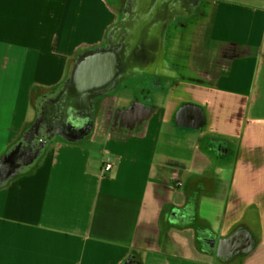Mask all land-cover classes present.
<instances>
[{
    "label": "crops",
    "instance_id": "0c3cea01",
    "mask_svg": "<svg viewBox=\"0 0 264 264\" xmlns=\"http://www.w3.org/2000/svg\"><path fill=\"white\" fill-rule=\"evenodd\" d=\"M125 1L0 0V157L30 132L39 101L76 54L102 44ZM202 2L201 14L169 39L166 56L179 64L173 85L101 96L93 132L53 134L32 164L0 183V264H172L169 253L147 247L154 221L144 207L155 175L177 177L156 164L159 142L194 131H202L198 147L204 135L237 140L239 160L214 174L185 171L184 204H163L159 218L194 227L196 251L208 262L186 264L221 261L203 247L198 228L226 235L241 224L256 238L242 264H264V0ZM186 102L195 106L180 119ZM107 158L113 167L105 171ZM185 206L184 220L174 218L172 210Z\"/></svg>",
    "mask_w": 264,
    "mask_h": 264
},
{
    "label": "water",
    "instance_id": "95a60500",
    "mask_svg": "<svg viewBox=\"0 0 264 264\" xmlns=\"http://www.w3.org/2000/svg\"><path fill=\"white\" fill-rule=\"evenodd\" d=\"M165 2H170L177 9L182 4L190 3V6H194L192 10L180 13L181 16H189L196 10L200 0H139L137 9L108 34L106 42L80 51L71 62L68 81L62 93L38 104L37 122L17 149V158L23 160V170L41 154L56 126L68 125L78 128L79 131L91 127L95 101L112 92L133 71L135 46L143 36L146 25L153 21L163 24L165 18H178H173L171 13L164 17L158 16L159 8ZM173 8L175 7L171 9ZM149 42L141 58L151 57L152 43ZM163 53L162 44L161 57ZM190 103L186 102L179 108L177 115L180 119L185 111L195 106ZM199 110L201 118L205 120L204 111L200 107ZM194 122L201 125L200 121ZM15 171L10 163H0V183L7 181ZM198 233L203 247L213 254V261L216 257L224 262L229 261L237 255L252 252L256 246L253 231L244 224L226 235H220L206 227L198 228Z\"/></svg>",
    "mask_w": 264,
    "mask_h": 264
},
{
    "label": "rangeland",
    "instance_id": "374dc122",
    "mask_svg": "<svg viewBox=\"0 0 264 264\" xmlns=\"http://www.w3.org/2000/svg\"><path fill=\"white\" fill-rule=\"evenodd\" d=\"M160 97H164L162 94ZM41 103V102H40ZM100 117V115H99ZM98 123L101 121L98 118ZM98 128V127H97ZM99 129V128H98ZM179 132V131H176ZM202 135V131H194L187 133H175L170 132L168 137H164L161 142H159V147L157 149L156 164L158 166H164L165 168H174L177 170V177L173 174L165 175L164 177H155L152 182V191L149 195L148 201L145 202L144 211L147 212V216L152 219L154 225L149 231L152 235L151 240L148 241L147 247L154 248L153 250H158L161 252L163 249L165 253H169V260L172 264L178 260H182V264L189 263L193 259H199L200 261L208 262V256L205 251L198 250L195 248V236L196 231L193 228H180L174 224L163 223L162 219L159 218L158 212L163 204H173L180 206L185 202L184 199V187L186 183V176L184 178L185 171H203L207 170L208 173H217L219 171L220 163L224 166L232 165L239 160V154L242 147L239 150V142L234 141L237 147L236 156L232 157L230 155L229 161L226 159L222 160L219 157L213 156L212 153L207 154V150L202 146L198 147V139ZM94 148L99 149L100 146L91 144ZM239 150V152H238ZM233 161V162H232ZM178 178V179H177ZM176 180L182 181V184L177 185ZM201 208V207H200ZM201 215L203 211L201 210ZM207 220L209 218H203ZM202 219H197V223L204 225ZM142 234V229L139 230ZM157 234H159V239L153 241ZM159 245V246H157ZM160 248V249H159ZM162 253V252H161ZM160 256V255H159ZM235 262V261H234ZM234 262L232 264H234ZM238 264L242 262L238 261ZM230 262H221L217 260L215 264H229Z\"/></svg>",
    "mask_w": 264,
    "mask_h": 264
},
{
    "label": "flooded vegetation",
    "instance_id": "af4514ba",
    "mask_svg": "<svg viewBox=\"0 0 264 264\" xmlns=\"http://www.w3.org/2000/svg\"><path fill=\"white\" fill-rule=\"evenodd\" d=\"M128 0L125 1L124 8L121 14V17L119 20L114 24L115 26L112 28L110 33L115 29V27L119 26V24L127 19L129 15L134 12L137 9L139 0ZM202 0H200V3L198 4L196 10L191 13L189 16H181V12H188L192 10L194 7L193 5L190 6V3H185L184 5L182 4L178 9L176 6H172L170 2H165L161 5L159 8L158 16L164 17L168 14H172L173 18H178L169 20L168 18H165L163 24L159 22H151L150 25H146L145 31L143 33V36L139 40V42L135 46V59L133 62V71L129 74H127L119 83V85L115 88V91L121 90V88L137 85L138 87L144 86L146 84H164V85H173L175 82L176 77H178L179 72V64L176 61L170 60L167 58L166 54L168 51V44H169V39L172 36V32L179 28H185L186 23H188L191 20H194L199 14L202 12ZM172 7H175L171 9ZM158 18V17H157ZM157 21V20H156ZM108 40V39H107ZM151 41L152 46H151V57L148 59L141 58L145 50L146 44ZM150 44V42L148 43ZM162 44L164 45V53L163 57H161L160 51ZM57 97V96H54ZM145 110L147 111L148 108L146 107ZM93 121L92 123L94 124L95 120V114H96V104L95 108L93 111ZM92 125V124H91ZM60 127L56 126L55 130ZM64 128L67 131H72L70 128H73L72 132H53L54 134L56 133H62V134H67V135H72V136H78L81 134H84L86 130L84 131H79L78 128L74 127H60ZM204 142H203V147L207 150V154L212 153L213 156L219 157L222 160L226 159L229 161L230 155L232 157L236 156L237 154V147L233 141H229L227 139L223 138H217L214 136H207L204 135ZM239 150H240V145ZM238 150V152H239ZM17 152H15L12 157L5 161V163L11 165V168L14 170L18 168L20 165H23V160H18L17 159ZM240 156V153L237 154ZM238 156V157H239ZM233 162V161H232ZM189 206H185L183 208H176V210H172V214L174 215V218L177 220H184L183 215L185 216V213L189 211ZM188 215V214H187ZM189 216V215H188ZM188 219V218H187ZM245 257V254H240L236 260L242 261ZM239 262H236L238 264Z\"/></svg>",
    "mask_w": 264,
    "mask_h": 264
},
{
    "label": "trees",
    "instance_id": "16d2710c",
    "mask_svg": "<svg viewBox=\"0 0 264 264\" xmlns=\"http://www.w3.org/2000/svg\"><path fill=\"white\" fill-rule=\"evenodd\" d=\"M115 25H112L110 28H109V30H108V32H107V35H106V37H105V39H104V41L102 42V43H104V42H106L107 41V39H108V34L110 33V31L112 30V28L114 27ZM85 49V48H84ZM83 49H81L80 51H82ZM79 51V52H80ZM78 52V53H79ZM77 53V54H78ZM76 54V55H77ZM70 65H71V63L69 64V66H68V68H67V71H66V74H65V76H64V78H63V80L58 84V85H56L52 90H50L40 101H39V103L40 102H42L43 100H45V99H48V98H50V97H54V96H59L61 93H62V91H63V89H64V86L66 85V83H67V81H68V77H69V71H70ZM94 108H95V106H94ZM37 122V121H36ZM36 122L30 127V129L29 130H31L32 129V127L36 124ZM93 130H94V124L92 123V125H91V127L90 128H88L86 131H84V132H93ZM26 131V130H25ZM55 132H72V131H67L66 129H64V128H60V127H58L56 130H55ZM28 132H23V135L19 138V140L18 141H16V142H14L13 144H11L10 146H9V148L7 149V151L3 154V155H1V157H0V163L1 162H4V161H7V160H9L11 157H12V155L17 151V149H18V147H19V145H20V143H21V141H22V139L26 136V134H27ZM66 135V137H72V135H67V134H65Z\"/></svg>",
    "mask_w": 264,
    "mask_h": 264
},
{
    "label": "built area",
    "instance_id": "2783aa9c",
    "mask_svg": "<svg viewBox=\"0 0 264 264\" xmlns=\"http://www.w3.org/2000/svg\"><path fill=\"white\" fill-rule=\"evenodd\" d=\"M112 167H113V162L110 160V158H107L104 161L103 170L108 171L112 169Z\"/></svg>",
    "mask_w": 264,
    "mask_h": 264
}]
</instances>
